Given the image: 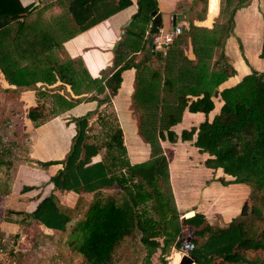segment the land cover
<instances>
[{
  "label": "trees",
  "instance_id": "trees-1",
  "mask_svg": "<svg viewBox=\"0 0 264 264\" xmlns=\"http://www.w3.org/2000/svg\"><path fill=\"white\" fill-rule=\"evenodd\" d=\"M139 2L141 11L133 16L124 31V41L115 51L116 71L104 84L89 76L80 59H61L55 54L53 47L59 49L67 25L55 26L57 32L44 29L38 19L29 20L36 9L29 12L32 5L24 7L27 16L0 28V71L5 80L16 87L34 85L39 80L68 85L78 98L67 100L56 93L51 96L40 93L59 111L78 104L79 96L85 93L94 92L88 98L92 101L97 100V95L103 94L105 88L114 94L119 88L121 73L135 69L132 102L138 119L137 134L150 150L151 160L144 165L130 166L121 129L112 128L109 121L100 117L101 135L95 142L90 136V114L77 118L76 135L65 159L37 164L42 168L62 164V169L50 178L57 190L85 193L116 186L122 193L121 199H96L81 220H73L58 213L54 197L50 196L41 201L30 216L46 228L62 232L73 256L84 264H114L118 249L135 230L145 247L146 264L158 249L160 263L168 264L165 257L171 248L179 250L182 226L192 228L194 250L189 252V257L195 264H264V257L252 260L246 257L249 252L264 253V213L256 204L260 201L264 206V73L252 71L234 86L219 90V86L235 74L224 54V43L233 34L234 9L225 22L214 23L211 29L190 24L184 30L193 60L185 54L184 47L188 44L183 38L166 52L153 51L152 55L162 63V68L156 70L146 65L150 58L143 56L137 63L124 59L128 51L145 53L146 33L152 36L161 26L154 23L156 0ZM102 5L99 0H73L66 13L77 26L75 32L86 31L105 21L131 6L132 1L119 0L111 9L100 12ZM225 6L221 0L216 17L224 14ZM140 21L143 27L137 25ZM26 58L30 64H20L21 59ZM259 58L264 60V40ZM213 97L222 101L219 112L211 120L206 118L197 128L183 130L180 140L192 141L196 136L194 147L208 155L204 166L221 169L228 176V180L218 179L222 185L248 184L252 188L240 217L232 219L225 228L208 224L201 214L180 222L168 177L159 174L168 163L160 141L176 142L177 135L171 128L180 123L185 110L207 117L214 109ZM101 101H105V96ZM58 110L53 115H58ZM45 111L44 105H38L28 111L27 118L37 126L47 120ZM100 152H104L103 159L93 163L92 158ZM2 164L0 160V168ZM141 166L151 169L150 180L135 172ZM10 189L11 183L6 194ZM148 202L151 205L146 208ZM157 238H162L161 245ZM199 238L203 241L199 242Z\"/></svg>",
  "mask_w": 264,
  "mask_h": 264
},
{
  "label": "crops",
  "instance_id": "crops-1",
  "mask_svg": "<svg viewBox=\"0 0 264 264\" xmlns=\"http://www.w3.org/2000/svg\"><path fill=\"white\" fill-rule=\"evenodd\" d=\"M72 1L73 0H0V28L8 26L22 16H27L24 7L32 5L29 12H31L34 8L36 9L28 18L29 20L35 21L38 19L44 29L51 32H57L58 30L55 26L59 27L60 25H67L65 32L66 37L65 34L62 33L63 39L60 43L59 49L53 47L55 54L57 53L58 57L61 59H80L89 76L92 79L102 80V84H104L105 81L108 80L116 71L113 64L116 48H118L120 42L124 41V31L126 30L125 24L127 20L131 19L132 21L133 16L141 11L140 0H131V6L118 11L115 15L83 32H75V28H77V26L72 21L71 16L66 13L69 12L68 8ZM118 1L119 0H99V3H102V6L105 5L106 7L103 8L101 6L100 12L111 9V7L115 6ZM163 1L167 0H156V14L159 16L161 3ZM172 1L176 4L184 2V6H186L194 0ZM198 1L200 3L198 7H200L205 1L206 12H204V14L198 13L194 17V15L192 16V13L188 11H185L188 13H181L183 12L182 6L179 9L175 6L174 8L178 13L173 16V25L176 24L182 27L183 25L189 26V23H191L193 25L204 24L206 26H210L214 18L218 15L221 0H209L208 6L207 0ZM223 1L226 2L227 0ZM239 1L246 4L245 8L241 7L240 10L236 11L234 15L233 35L226 39L224 45L226 46L228 41L233 36L238 34L240 35V33H242L240 36H244L246 43H248V45L250 44V48L253 49V53L243 51L245 53L244 58L252 60L253 64L258 66L257 68L259 69H255L253 71L264 73L261 70L263 69L262 66H264V64L261 62V58H259L261 46L264 40V35L262 34L264 29V18L258 14V12H262L260 5H264V0ZM177 18L181 20H178ZM9 20L11 21L8 23ZM179 21L184 23L177 24ZM160 23L162 26L161 16ZM239 24L242 25L241 30H239ZM148 27L149 26L146 28ZM67 32H69V34ZM148 38L149 35L146 33L145 39L147 40V46L145 53L150 50ZM186 49L189 53L187 57L193 60L194 57L192 55L190 45L187 46ZM152 53L153 51H151V56ZM142 54V51L131 53L129 54L128 59L133 57L132 61L137 63ZM146 56L148 55L146 54ZM240 63L245 64V60L242 58ZM20 64L28 65L30 62L28 61V58H26L21 59ZM236 67L239 68L238 65H236ZM240 68H244L246 70L244 65L240 66ZM236 75L237 72L235 71L233 76L229 77L222 84V86H219V90L229 88L237 84L240 81L239 78H236V80L233 81V77ZM120 77L121 81L119 88L114 94H112L108 88H105L104 93L97 95V100L92 101L88 98L94 94V92L85 93L79 96L80 100L78 104L68 110L64 109V111H59L58 107L52 104L51 101L48 103L43 102L42 99L44 98H42V95L37 94L44 92L51 96V94L56 93L65 97L67 100H69L70 97L73 99L78 98L70 90L68 85H61L60 82L49 84L44 83V80H39L40 82L34 85L29 84L27 86L16 87L15 85H10L0 71V89L4 92L5 96L15 97L14 102H16L17 111H20V114H23L21 118L22 121L14 119L12 120V123L16 125H14L16 129H20V131L17 130L18 132L28 135V152L26 153V162L18 165L14 169L11 180V189L7 197L11 204L16 207L15 209H18V212H23L25 216L31 220V222L37 224L43 231H45V233L62 234L60 231L46 228L39 222L34 221L30 216L36 210L38 204L45 198L53 196L54 205L58 213L64 214L70 219L79 220L77 219L79 216L77 217L74 213L76 208L81 210L84 207L86 199L117 188L116 186L111 188L102 187L85 193L60 191L55 189L50 178L62 169V164L50 165L46 168H42L37 164L46 162H61L65 159L76 135V125L73 123L75 118L77 119L90 114L89 126L92 129H100L101 127L98 124L100 121L98 119L100 117L104 118L106 107L108 105L110 111L115 115L114 118L115 123L117 124L116 127L122 131V139L126 148L127 159L130 166L141 165L151 160L148 146L142 141V139L139 138L137 134L138 119L135 115V108L132 102V96L136 87L135 69L131 68L123 71ZM231 82L233 84H231ZM45 95L49 96L47 94ZM104 96L105 101H101ZM81 98L85 99L82 100ZM212 101L214 103V109L207 117L203 113H190L185 110L182 114L180 123L171 128V130L177 135L176 142L170 143L169 141L164 140L160 141V145L168 162L166 171L174 202V208L179 216L180 222L182 219L190 218L195 214H201L206 220H208L210 225H213V221H217L218 219V228H225L223 225L227 224V216H234L235 213H232L233 209L236 211L239 207H237L235 203L229 199V206L234 207L228 208V205H225L224 200L216 202V197L220 192L224 191V189L228 192L229 190L227 189L230 185L234 184L226 186L223 185V187H221L223 188L222 190L217 189L218 186H220L219 184H221L218 182V179L223 177L228 180V176H225L221 169L213 170L204 166V162L208 158V155L200 153L198 149L194 147L193 143L196 136L193 137L192 141L183 142L180 140V134L183 130L197 128L198 125L206 118L211 120L219 112L222 106V101L219 98H212ZM10 105H12L11 102H9L8 105L1 106L0 110H5L6 106L9 107ZM38 105H44L47 112L50 111L56 114L55 112L58 110L60 113L58 115H52L44 123L36 126L27 118V114L29 110ZM104 120L107 121L108 119L104 118ZM92 129L90 136H92V140L98 142L100 140L101 129L97 132ZM105 130L108 129L106 128ZM50 132H54L55 135L52 138L45 139L43 136ZM93 134L97 135V137ZM14 135L15 137H19L18 134ZM46 141L48 144H46ZM167 154H169V157ZM52 155L55 156V160L53 161L50 160L51 157H48ZM103 156L104 152H100L99 155L92 158V162L96 163L101 161ZM192 179H194V181H191ZM196 184L198 185L196 186ZM23 188H30V190L24 191ZM88 209L89 208H87V210ZM18 212L15 214H18ZM218 215L219 217H217ZM211 218H215V220H211ZM191 229V227H188V229L183 231L182 228V232H186V234H188ZM176 254V260H179V264L182 261L181 252L179 250L176 252L173 247L165 258L169 256L168 259L172 260ZM178 254L180 256H178ZM191 264L195 263L193 262Z\"/></svg>",
  "mask_w": 264,
  "mask_h": 264
},
{
  "label": "rangeland",
  "instance_id": "rangeland-1",
  "mask_svg": "<svg viewBox=\"0 0 264 264\" xmlns=\"http://www.w3.org/2000/svg\"><path fill=\"white\" fill-rule=\"evenodd\" d=\"M208 3L209 0H207V6ZM224 3L226 4L224 14H222L219 17H215L210 26H206L204 24H194V25L197 27L211 29L214 23L225 22L226 18L229 15V12H231L232 9H234V15H235L236 11L240 10L241 7L245 8L246 5L239 0H227ZM198 5H200L198 0H194L189 5L186 6H184V2H179L176 4L172 0L163 1L161 3V10H160V16L162 18V26H160V29L162 31H172L174 29V25L172 23L173 16L178 13L177 10L174 8L175 6L177 9H179L182 6L183 12L181 13L190 12L192 13V16L194 15L195 17L198 13L204 14V12H206L205 1L201 4L200 7H198ZM260 9L262 12H258V14H260V16H263L264 18L263 4L260 5ZM130 22L131 19H128L125 24L126 26L125 29L128 28L127 26L130 24ZM181 23L182 21H179V23L177 24H181ZM190 24L191 23H189V26H185V25L182 26L183 34L179 37V38H183L185 44L187 42L188 44L187 46H189V41L184 37L185 36L184 30H187L190 27ZM137 25L143 27L142 26L143 22L140 21L139 24ZM241 28L242 25L239 26V30H241ZM241 34L242 33H240V35ZM262 34L264 35V29L262 31ZM240 35L238 34L236 36H233L228 41L226 46L224 45V54L226 60L228 64L234 69V71L237 72V75L233 77V81L236 80V78H239L240 80L242 76L250 73L255 69H259L257 68L258 66L253 64L252 60H248L247 58H244L245 56L244 52L246 51L248 53H253V49L250 48V44L248 45V43H246L245 37L244 36L241 37ZM179 38L177 40H180ZM184 49H185L184 50L185 54L187 53L186 56H188L189 53L188 50L186 49V46L184 47ZM129 54L130 51L127 52V54L124 56V59L126 61L128 60L131 62L133 57L128 59ZM143 56L150 58L149 62L146 63V65L149 66L150 68L156 70L162 68V63L156 58L155 55L146 56V53H143L140 56V59ZM217 56L214 57V60L217 59ZM242 58L245 60V64L240 63ZM260 60L264 64V60L263 59ZM236 65H238L239 68H237ZM242 65L245 66L246 70L244 68L243 69L240 68V66ZM262 67L263 69L261 68L260 69L264 72V66ZM231 84L233 83L231 82ZM40 93H44V92H40ZM40 93H38L37 95H39ZM8 101L11 102L12 105H10L9 107L6 106L5 110L4 109L0 110V160H2L3 163L0 168V264H84L81 263L80 260L78 261L75 258V256H73V253L70 251V249L67 247V244L65 243L64 234L45 233V231H43L37 224L31 222V220L28 217H26L23 212L21 211L18 212V209H15L16 207H14V205L11 204V202L7 197L8 194H6V192L8 191V186L11 183L14 169L18 165L26 162V153L28 152V135L18 132L17 130L20 131V129H16L15 128L16 125L12 123V120L14 119L22 121L21 118L23 114H20V111H17V107L15 104L16 102H14L15 97L5 96L4 92H2V90L0 89V108L3 105H8L9 103ZM42 101L48 103L50 102V99L45 98L42 99ZM45 115H46V119H48L53 115V112L45 111ZM104 115H105L104 118L108 119L107 121H109L111 126L115 128L117 126L114 118L115 115L110 111L108 105L106 107V111ZM75 120L76 118L74 119L73 123L76 125ZM92 130L97 132L100 129L93 128ZM14 134L16 135L18 134L19 137H15ZM54 135H55L54 132L53 133L50 132L44 135L43 137L45 139L46 138L49 139L52 138ZM46 144H48L47 141ZM167 155L169 157V154ZM48 157H51L50 158L51 161L55 160V156L53 155ZM166 170L167 169L163 168L161 171H159V174L162 176H166L167 175ZM135 172L138 175L141 173L142 175L141 174L140 175L146 178L147 180H150V178L152 177L151 169L145 166H141V168L136 170ZM191 181H194V179H192ZM197 185L198 184H196V186ZM219 185L220 186H218L217 189L222 190L223 188L221 187H223V185L222 184ZM227 190L229 191L227 192L224 189V191L218 194V196L216 197L217 198L216 202H220L224 200L225 201L224 203L225 205L226 204L228 205V208L234 207V206H229L228 201L230 199V201H233L235 205L239 208L236 211L233 209L232 213H235L234 216H230V217L227 216V224H224L223 227H226L229 224L228 222H230L232 219L240 217L243 204L246 201L247 197L250 195L252 188L248 186V184H234V185H230V187ZM121 196H122L121 191L118 188H116L114 190H109L104 193H101L98 196L89 197L85 201V205H84L85 208L83 207L81 210L76 208L74 215H76L77 217L79 216L77 219L80 220L84 215V213L86 212L87 208H89L92 205L91 203H93L96 199L99 198L106 199L112 197L117 200H120ZM256 204L261 208L262 212L264 213V206L261 204V202L258 201ZM150 205L151 203L148 202L146 204V208L150 207ZM17 212L18 214H15ZM149 214L152 215L155 220H157V217L155 216L152 210H149ZM217 217H219V215ZM211 220H215V218L213 219L211 218ZM206 222L208 223V220H206ZM213 222L214 223L212 226L219 227L218 219L217 221H213ZM262 226H264V224ZM188 227L189 226H182L183 231L188 229ZM183 235L185 236L186 232H184ZM191 239H193V235ZM157 241L160 243V245L162 244V238H157ZM198 241L202 242L203 239L199 238ZM144 248L145 247L140 242V234L138 231L135 230L134 235L127 238L122 243L121 247L118 249L114 264H146V262L144 261V257L146 255V251ZM175 250L177 252V249ZM160 255L161 253L160 250L158 249L151 256L149 264H161ZM176 256L177 254L172 258V260L168 259L169 257L168 256L166 258L167 263L178 264L179 260H176ZM178 256L180 255L178 254ZM246 257L249 260H252L256 257L263 258L264 253L249 252L247 253ZM181 260L182 261L179 264H189L191 261L189 254L188 253L182 254V252H181Z\"/></svg>",
  "mask_w": 264,
  "mask_h": 264
},
{
  "label": "built area",
  "instance_id": "built-area-1",
  "mask_svg": "<svg viewBox=\"0 0 264 264\" xmlns=\"http://www.w3.org/2000/svg\"><path fill=\"white\" fill-rule=\"evenodd\" d=\"M183 34L182 27L180 25H174V29L172 31H162L161 29L152 36H150V49L155 52H166L176 40ZM178 238L179 240V251L182 253H189L194 250V243L191 240L190 233L185 236L182 235ZM190 237V240L188 238Z\"/></svg>",
  "mask_w": 264,
  "mask_h": 264
},
{
  "label": "water",
  "instance_id": "water-1",
  "mask_svg": "<svg viewBox=\"0 0 264 264\" xmlns=\"http://www.w3.org/2000/svg\"><path fill=\"white\" fill-rule=\"evenodd\" d=\"M154 23L155 24H159L160 23V16L158 14L155 15L154 17ZM148 43H150V36L148 38ZM147 55H151V49L147 51L146 53ZM82 100H84L85 98H81ZM192 229L190 230V237H192ZM190 237L188 238V240H190Z\"/></svg>",
  "mask_w": 264,
  "mask_h": 264
},
{
  "label": "clouds",
  "instance_id": "clouds-1",
  "mask_svg": "<svg viewBox=\"0 0 264 264\" xmlns=\"http://www.w3.org/2000/svg\"><path fill=\"white\" fill-rule=\"evenodd\" d=\"M192 240V239H191ZM189 254V253H188Z\"/></svg>",
  "mask_w": 264,
  "mask_h": 264
}]
</instances>
